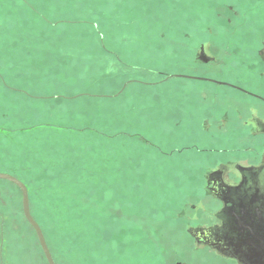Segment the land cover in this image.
<instances>
[{
  "label": "rangeland",
  "instance_id": "rangeland-1",
  "mask_svg": "<svg viewBox=\"0 0 264 264\" xmlns=\"http://www.w3.org/2000/svg\"><path fill=\"white\" fill-rule=\"evenodd\" d=\"M224 1L238 2L0 0V174L27 186L31 213L64 264L225 263L187 231L216 219L211 170L222 168L230 182L235 164L258 152L263 160L264 141L237 138L236 126L240 106L256 113L247 102L264 98L256 92L264 90V49L243 43L237 26L248 18L260 27L264 11L220 14ZM201 44L216 59L206 75L191 71L201 64ZM71 55L88 56L86 65L98 71L67 79L90 86L72 91L108 99L13 90L32 86L33 62L50 56L53 66ZM55 76L54 85L66 79ZM219 121L227 135L215 129ZM0 216V264H46L22 194L4 180Z\"/></svg>",
  "mask_w": 264,
  "mask_h": 264
},
{
  "label": "flooded vegetation",
  "instance_id": "flooded-vegetation-1",
  "mask_svg": "<svg viewBox=\"0 0 264 264\" xmlns=\"http://www.w3.org/2000/svg\"><path fill=\"white\" fill-rule=\"evenodd\" d=\"M259 1L263 2L264 0H238V2L236 1L238 4L233 3V6H231L229 3L225 4L224 1L223 2L224 5L222 4L220 7V9L222 8L224 10L221 9L219 10L218 13L225 14L224 11H226L228 14H236V13L245 14V15L259 14V13L261 14L263 13L264 8L259 7ZM258 23L260 22L259 21L252 22V20H248V18H245L244 20H242L240 25L237 26V28L243 31L242 33V41H244L243 43H249L251 45H255L256 49L262 51L264 49V24H261L259 27ZM228 25L229 26L227 27V29L229 30L232 28L233 25L231 23H228ZM239 29H237V31H239ZM209 34H212L211 30ZM210 41L211 43L217 42L213 38H211ZM205 47H206L205 44H201L200 55L198 57L202 65L201 64L196 65L197 61L196 62L194 61V64H192L193 66H191V71L201 70L202 74L204 75L207 74L206 70H208V69L203 70L205 68V65L216 61V59H214L213 57L208 56ZM203 56L206 59H208V61L203 60L202 58ZM200 66H204V67H200ZM218 85L220 86L221 90L224 89L231 90V88L226 87L222 83ZM209 89L211 90V88H198V87L196 88V90H209ZM253 90H257V89L254 88ZM256 92L264 93V90H257ZM255 96L263 100L261 101L255 97L254 99L258 100V102L256 103L253 102L251 104L247 102V106L249 107L250 105H252V107L255 108L256 113L254 112L248 113L249 109L248 111H246L245 108H243L244 104H242L239 108L241 110L238 112L239 120L238 119L237 120L240 122L244 118L243 114L246 112L247 114L245 115V117H248V121L245 123L243 122L239 123L237 121L236 127L242 133L239 134L237 138L245 140L248 137L249 140L258 139L264 141V119L261 118V115L259 113L260 112L259 108L261 104L264 106V98L259 97L260 95H255ZM228 118L231 119L230 116H228ZM220 122L221 121L217 123L219 125L214 126L215 129H217V131H219V133H221L222 136L224 134L227 135L228 132L227 130L225 131L227 126L222 125ZM253 128L255 129L256 135L255 137L252 138V135L250 136V134H248V131H252ZM260 158H261V154L260 152H258L256 156L253 158L255 162L253 161L247 165H243L239 163L235 164L234 169L236 170L237 177H234V180H230V182L225 180L224 177L225 171L222 168H216L211 170L207 174L206 182H207L208 191L212 193L214 196H216L220 201L219 208L214 213L216 219L206 227L191 228L187 231V233L190 236H192L190 230H197V229L212 230L211 234L206 235V240H208L207 242L199 240L192 236L193 241H195L197 244L201 246L207 247V250L209 249L216 252V254L225 261L224 264H256L255 262H250L247 259V257L250 256V254L247 252L246 248L237 247L234 245L236 244V242L234 240L235 233H233L234 226L232 224V220H233V213L236 210L235 205L240 204L242 200L244 204H249V201L252 202V200L248 198L249 195L257 194L259 197L264 198V156L262 161ZM261 198H257L256 200L257 203L255 204L256 206L261 201ZM262 201H264V199H262Z\"/></svg>",
  "mask_w": 264,
  "mask_h": 264
},
{
  "label": "water",
  "instance_id": "water-1",
  "mask_svg": "<svg viewBox=\"0 0 264 264\" xmlns=\"http://www.w3.org/2000/svg\"><path fill=\"white\" fill-rule=\"evenodd\" d=\"M202 58L208 61L204 56ZM0 180L8 181L21 190L24 216L36 232L48 264H56L43 230L31 213L30 195L27 186L22 181L7 174H0ZM248 198L252 200V202L249 201V204H244L242 200L240 204L235 205L236 210L233 213L232 220L234 226L233 233H235L234 240L236 242L234 245L247 249V252L250 254L247 259L250 262L264 264V201H262L264 198L259 197L257 194L249 195ZM257 198H261V201L256 206ZM190 233L194 238L207 242L206 235L211 234L212 230L197 229L190 230Z\"/></svg>",
  "mask_w": 264,
  "mask_h": 264
},
{
  "label": "crops",
  "instance_id": "crops-1",
  "mask_svg": "<svg viewBox=\"0 0 264 264\" xmlns=\"http://www.w3.org/2000/svg\"><path fill=\"white\" fill-rule=\"evenodd\" d=\"M52 57L47 56V58H42L43 60V65H36L31 64L28 70L32 68V76L30 77V82L32 83V86H29L28 89H16L14 88L13 90H39L41 87H45V89H40V90H56L55 92L52 93H47L49 95L48 97L51 98V96H55L53 98H57V96H66L65 98L69 97L67 94H71L73 92L72 90H90V86H83L84 84L81 85V87H77L76 85L77 82H75L76 85H69V81L67 79H76V78H81V74H86L89 78L94 76L95 73L98 71L95 70V66H89L86 65L89 62L88 56H79V55H71V56H62L59 59V64L53 65V66H48L46 63H49L51 61ZM56 62V61H55ZM51 63V62H50ZM24 71V70H23ZM45 72L40 73V72ZM56 71L61 74V76H65V80L60 79L58 82L55 83L54 85V80L57 78L55 76ZM39 72L36 75V73ZM39 77V79H36ZM31 78H33L31 80ZM64 78V77H63ZM40 80L39 82H37ZM48 80V81H47ZM37 82V83H35ZM44 82V83H42ZM126 84L122 90H125ZM25 88V87H24ZM10 90V88H8ZM12 89V88H11ZM97 90H100V88H95ZM82 92H76L74 91L73 94L71 95H76V94H81ZM63 98V97H62ZM64 98V100H65ZM63 100V99H61Z\"/></svg>",
  "mask_w": 264,
  "mask_h": 264
},
{
  "label": "trees",
  "instance_id": "trees-1",
  "mask_svg": "<svg viewBox=\"0 0 264 264\" xmlns=\"http://www.w3.org/2000/svg\"><path fill=\"white\" fill-rule=\"evenodd\" d=\"M95 32H96V30H95ZM97 34H98V32H96ZM99 36H100V34H99ZM150 73H154V74H158V75H161V73H158V72H152V71H149ZM162 76H165V77H162V81L161 82H165L168 78H167V76L166 75H162ZM130 84V82H127L126 83V86H128ZM116 97V95L114 96V98ZM118 97V96H117ZM64 98L65 97H57V98H55V99H63L64 100ZM69 100V101H75V100H77V99H108V98H106V97H101V96H94V95H92V96H88V95H79V96H77V97H74V98H72V97H70V98H65V100ZM6 182H8V181H6ZM9 184H11V185H13L14 187H16L20 192H21V190L17 187V186H15L14 184H12V183H10V182H8ZM21 194H22V192H21ZM22 200H23V198H22ZM25 217V216H24ZM25 220H26V218H25ZM36 220V219H35ZM37 221V220H36ZM0 222H1V227L2 228H4L5 227V222H4V220H3V218L0 216ZM26 222H27V220H26ZM38 222V221H37ZM27 224L30 226V228L34 231V233L36 234V232H35V230L32 228V226L27 222ZM38 224L40 225V227L42 228V230H43V233H44V235H45V237H46V239H47V244H48V246H49V249H50V251H51V253H52V256H53V258H54V260H55V262H56V264H64L61 260H60V258H59V256L58 255H60L61 254V250H60V247L59 246H57V249L55 248V244L49 239V235H48V233L43 229V227H42V225H41V223L40 222H38ZM173 233L171 232V235H172ZM174 235H175V233H174ZM188 237L191 239V240H193V237L192 236H190L189 234H188ZM38 238V237H37ZM160 240V239H159ZM159 240H157V241H159ZM41 248V247H40ZM41 251H42V248H41ZM42 254H43V257H44V259H45V261H46V264H48V262H47V260H46V257H45V255H44V253H43V251H42Z\"/></svg>",
  "mask_w": 264,
  "mask_h": 264
}]
</instances>
